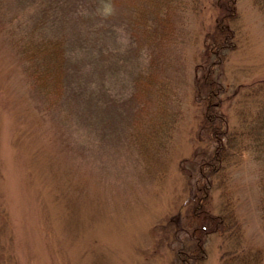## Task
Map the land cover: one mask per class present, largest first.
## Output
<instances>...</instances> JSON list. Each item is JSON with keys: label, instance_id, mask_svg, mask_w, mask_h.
<instances>
[{"label": "rangeland", "instance_id": "rangeland-1", "mask_svg": "<svg viewBox=\"0 0 264 264\" xmlns=\"http://www.w3.org/2000/svg\"><path fill=\"white\" fill-rule=\"evenodd\" d=\"M218 1L0 0V264H264V146L210 189L239 237L188 220L215 148L195 81ZM236 7L212 74L241 132V108L264 117V19Z\"/></svg>", "mask_w": 264, "mask_h": 264}, {"label": "trees", "instance_id": "trees-1", "mask_svg": "<svg viewBox=\"0 0 264 264\" xmlns=\"http://www.w3.org/2000/svg\"><path fill=\"white\" fill-rule=\"evenodd\" d=\"M236 2L237 0H219L212 6L215 12L219 9L220 14L217 18L215 17L208 34L210 42L206 45L207 51L205 53L208 67L202 75L197 76L195 81L197 98L203 106L202 127L209 139L215 143V148L199 168V182L202 181V184L196 188L198 196L192 200V208L188 215V220L193 224V235L203 236L206 234L204 230L206 228L208 230L209 227H206L205 224L209 223L212 226V232L221 230L223 236L229 239L239 237L241 234V223L237 215L234 198L224 192L219 212L213 214L210 211L212 203L210 189L216 184L218 187L221 186L223 190L229 177L227 171L232 166H236L247 150L252 148L253 151H257L264 146L261 143L264 135V117L261 119L262 109L256 113V120L250 122H247L248 118L244 108L239 111V119L243 123L242 127L250 126L251 128L250 134L248 133L249 142H246L245 128L241 132L232 130L229 103L234 94L226 96L227 90L225 91L223 85L212 74L213 64L218 59L217 55L220 54L221 50L232 47L230 41L234 34L233 23L238 15ZM252 4L264 19V0H252ZM137 17H142V15L138 14ZM149 24L150 22L148 23L146 20L143 26ZM211 57H214V60ZM263 88L264 81H261L251 96L254 98L260 95L264 96ZM263 102L264 100L262 104ZM262 220L264 226V200ZM198 241L200 240L198 239ZM204 253L201 243L197 242L191 252L184 254V261L203 258Z\"/></svg>", "mask_w": 264, "mask_h": 264}]
</instances>
